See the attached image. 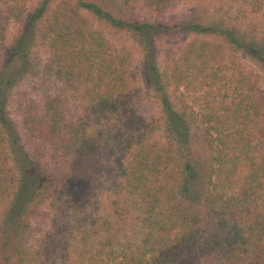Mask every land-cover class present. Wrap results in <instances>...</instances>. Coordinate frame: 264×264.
<instances>
[{
    "label": "trees",
    "instance_id": "16d2710c",
    "mask_svg": "<svg viewBox=\"0 0 264 264\" xmlns=\"http://www.w3.org/2000/svg\"><path fill=\"white\" fill-rule=\"evenodd\" d=\"M140 1L149 12L164 15L184 0H0V264L62 259L71 264H264V210L254 211L264 191V90L260 74L239 59L243 52L264 71V26L252 29L235 18L203 16L176 26L135 21L131 13ZM214 2L237 5L247 24L264 23V0ZM86 13L126 32L142 48L166 137L159 136L157 121L132 109L130 59L110 46ZM12 25L19 27L8 43ZM180 31L223 38L230 52L225 59L222 45L194 38L159 64L157 40ZM39 46L46 50L42 63L33 55ZM15 61L20 63L13 70ZM27 78L59 83L64 90L43 91L39 107L30 103L21 109L16 128L10 97ZM69 92L79 94L84 115L68 113ZM186 113L195 116L214 150L202 199L205 216L192 213L177 197L187 190L192 170ZM113 118L118 122L101 145L91 127ZM101 147L115 176L102 213L75 221L67 246L61 245L62 234L47 232L35 248L31 218L46 201L71 209L76 196H86L91 181L80 171ZM17 153L22 155L19 175ZM28 166L37 178L32 188L26 184ZM130 214L137 215L142 235L123 242L115 223ZM203 217L218 227L210 255Z\"/></svg>",
    "mask_w": 264,
    "mask_h": 264
},
{
    "label": "rangeland",
    "instance_id": "374dc122",
    "mask_svg": "<svg viewBox=\"0 0 264 264\" xmlns=\"http://www.w3.org/2000/svg\"><path fill=\"white\" fill-rule=\"evenodd\" d=\"M33 4L34 2H30L28 5L31 6ZM237 11V5L228 3L217 4L214 0H184L177 1L168 9V11H166L164 15H156L149 12L144 6V3L140 1L131 13V18L135 21L147 20L157 25L176 26L178 23H182L184 21H194L197 16H203L205 18H223L225 20H233L235 18L236 20L234 21H237V23L242 24L244 27L248 26L252 29H261L264 26V23L261 20L254 21L252 25L247 24L246 20L243 19ZM86 15L88 16L90 22H94L95 26L103 31L111 47L128 55V58L130 59L129 69L133 71L135 75L132 87V109L137 114L144 117L147 121H157L159 123V136L166 137L168 133L164 125V113L159 100L156 98L148 84V68L144 62L142 48L126 32L112 29L102 24L100 21H97L88 13H86ZM18 27V25H12L9 29L7 37L8 43H10L14 38L13 36ZM199 36L200 35L193 32L180 31L159 38L156 44L158 63L162 64V60L167 53L176 50L178 47L194 38L210 39L217 44L222 45V48L225 51L226 59V55L230 52V47L225 39ZM33 55L39 63H42L43 58L46 57V50L39 46L33 50ZM239 59L246 67L254 69L260 74V83L264 90V71L261 69V66L256 63L255 59L245 55L243 52L239 53ZM19 63V61L12 63L11 67L13 70L18 68ZM47 89L60 91L64 90L59 83L54 84L49 81L42 82V80L37 78H27L26 80H22L14 89L10 97L9 111L16 128H18L21 123V109L25 108L30 103L39 107L42 93ZM67 96L69 98L68 113L74 116L84 115V104L80 99L79 94L77 92H69ZM178 113H181L180 110H178ZM187 113L183 115L186 119H188L190 125L189 141L191 146L190 159L192 162V170L190 172L187 190L178 192L177 197L179 201L188 207L192 213H200V215L204 214L205 216L206 210H204V207L202 206V199L208 180L212 175L214 150L210 138L205 134L201 124L195 116L194 119H192ZM117 120L118 118H113L108 123L103 124V122L100 125L95 124L91 127L92 134L98 137L101 145L105 144L113 125L118 122ZM100 150L98 155H96L89 162L83 164L80 171L82 176L90 179L91 181L86 196H76L71 209L61 207L64 205L53 207L49 201H46L45 204L41 206L42 209H40L31 218L32 233L30 237L35 248H37L38 244L47 232L51 234H60V236L62 234L63 240L62 244L61 242L60 244L63 245L64 242L67 246V244L72 242L73 239L66 238V234L75 227V221L80 223L84 214L89 213L95 217L102 213L103 207L105 203H107L108 195L112 193V190H110L109 187L115 185V176L111 170V161L107 159V155L102 147ZM21 156L22 155L20 153L13 155L18 175L22 165ZM27 171L30 176L29 180L27 179L26 184L29 188H32L37 184V178L32 167L28 166ZM177 189L179 190V188ZM81 200H83V204L80 203ZM47 205L50 207H47ZM254 205L256 207V210L254 211L261 212L264 210V191L257 195ZM75 208L77 210H75ZM205 219L206 217L202 218L203 221L201 227L203 229V236L205 239H203V242L207 240L206 246L209 249L207 248L206 252L209 254L214 250L212 248V237L214 233H219L218 227L211 221L210 223L204 222ZM115 224L118 229V237L123 242L128 240L130 242L137 241L142 235V229L136 214H130L126 220H121L120 225L117 223ZM6 230L9 231V228L7 227ZM73 231L77 234L79 233L78 230L74 229ZM224 231L225 230L223 229L219 232L223 233ZM2 238L3 234H0V246L3 243ZM78 238L79 235H77L76 241ZM50 244H53V242L50 241ZM69 256H71V254ZM58 264L71 263L69 260L62 259V262Z\"/></svg>",
    "mask_w": 264,
    "mask_h": 264
}]
</instances>
